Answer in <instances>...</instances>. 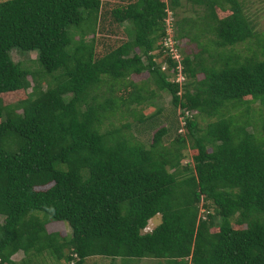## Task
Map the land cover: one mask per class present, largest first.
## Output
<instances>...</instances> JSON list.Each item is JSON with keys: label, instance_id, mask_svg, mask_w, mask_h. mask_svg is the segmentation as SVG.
Returning <instances> with one entry per match:
<instances>
[{"label": "trees", "instance_id": "16d2710c", "mask_svg": "<svg viewBox=\"0 0 264 264\" xmlns=\"http://www.w3.org/2000/svg\"><path fill=\"white\" fill-rule=\"evenodd\" d=\"M110 1L0 0V95L25 94L0 98V264H264V33L240 0H186L201 13L171 22L175 59L165 18L180 0ZM151 84L171 117L144 144L111 119L141 121Z\"/></svg>", "mask_w": 264, "mask_h": 264}, {"label": "rangeland", "instance_id": "374dc122", "mask_svg": "<svg viewBox=\"0 0 264 264\" xmlns=\"http://www.w3.org/2000/svg\"><path fill=\"white\" fill-rule=\"evenodd\" d=\"M115 0H111L110 2H113ZM243 4V9L246 15L249 19L252 20L255 30H257L259 33H264V0H240ZM167 16L165 18V26H166V33L167 36L172 37L173 36V29L175 26L171 24L173 20L180 19L181 17H196L200 15L201 10L200 8L196 6H191L186 0H180V5L175 8L174 10H166ZM119 36V34H118ZM206 37H209V35H205ZM203 39V38H202ZM201 42L205 43V40H202ZM171 43L173 45V40L171 39ZM170 43V44H171ZM174 48L173 57L175 59L178 58L179 52L176 51V47ZM196 44L195 42H187L186 40H182V45L180 47L179 51L184 52H191L196 50ZM234 50L238 51L241 55H250L252 54L254 50V44L252 41H245L238 43L234 46ZM10 55L14 61H19L20 66L23 68H28L29 70L33 72H37L40 70V66L38 61L35 59L36 52L35 51H20L18 49H12L10 52ZM147 76L146 73H142L139 75H132V79L135 81H139L142 78L145 79ZM180 80V77L177 76V81ZM149 88L154 90L153 98L151 99V103H143L135 108V111L137 113L142 114V120L138 121L132 118L131 116L127 115L125 117H119L118 115H115L111 120L112 123L117 125L120 122L128 121L130 126L131 134L137 139L138 141L148 144L150 142V138L152 133L161 125L167 124V118L171 117V109H170V96L165 91H158L154 88V86L151 84L149 85ZM27 89L26 91H28ZM24 93L17 92L16 95L12 93H5L0 95L1 103L2 104H11L15 103L16 100H19L24 97ZM257 104H252L251 108H256ZM158 110V114L153 115V112ZM179 109H175V116L177 117V120H179L178 115ZM152 116V117H151ZM199 124L202 126L204 122L199 121ZM107 125V124H106ZM178 125H180V122H178ZM180 127H178V131ZM174 137V133H170L167 137L165 136L163 139V142H167L168 140H171ZM191 150H186L185 154L186 156L184 159H182V163L190 162L191 161ZM202 212V209L198 211L200 214ZM160 221L159 214L154 215L152 218L149 219L147 228L145 230H149L154 225H156ZM47 231H54L58 230L59 232L66 234L69 233V230L62 222H50L46 224ZM22 257L21 252H16L10 256V259L14 261L16 264L19 263L20 258ZM163 262V263H162ZM111 258L106 256H92L88 257L86 259V264H110ZM116 263V262H115ZM118 263V261H117ZM125 264H164V261H159L152 258H133L131 261L124 262ZM119 264V263H118Z\"/></svg>", "mask_w": 264, "mask_h": 264}, {"label": "built area", "instance_id": "2783aa9c", "mask_svg": "<svg viewBox=\"0 0 264 264\" xmlns=\"http://www.w3.org/2000/svg\"><path fill=\"white\" fill-rule=\"evenodd\" d=\"M171 43V37L170 36H167V38H166V40L164 41V44L169 48V50L172 52H174V48H173V45H172V43ZM172 52V53H173ZM174 56V55H173ZM187 113V112H186ZM179 121H180V123H182V118L181 117H179ZM147 228V227H146Z\"/></svg>", "mask_w": 264, "mask_h": 264}, {"label": "clouds", "instance_id": "9594fccd", "mask_svg": "<svg viewBox=\"0 0 264 264\" xmlns=\"http://www.w3.org/2000/svg\"><path fill=\"white\" fill-rule=\"evenodd\" d=\"M149 221V220H148Z\"/></svg>", "mask_w": 264, "mask_h": 264}]
</instances>
